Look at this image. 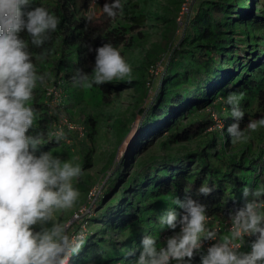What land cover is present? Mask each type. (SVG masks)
<instances>
[{
	"label": "trees",
	"instance_id": "16d2710c",
	"mask_svg": "<svg viewBox=\"0 0 264 264\" xmlns=\"http://www.w3.org/2000/svg\"><path fill=\"white\" fill-rule=\"evenodd\" d=\"M95 1L101 8L105 3V0H35L31 5L34 8L41 3L60 18V23L50 39L42 48L34 47L32 54L38 73L44 74L40 62L51 61L50 82L60 90L67 91V96L74 70L82 68L85 72L92 71L95 52L88 50L89 45L94 49L110 42L118 49L129 48L132 44L131 33L136 31L141 35L139 28L149 16L148 11L139 7L138 1L122 0L123 15L119 19H115L117 16L113 18L102 13L100 20L94 21L87 12ZM250 1L247 0L249 10L252 9ZM183 2L184 0H168L164 7L158 6L160 13L153 15L164 23V48L168 51V58L157 90L143 109L140 134L153 136L166 131V141L178 143L188 142L207 133L205 148H202L201 152L185 151L177 152L172 157H157L132 173L126 181L127 186L131 185L130 195L126 198L127 186H122L117 201L96 214L97 218H103L104 227L99 236L95 235L94 238L91 234L82 238L84 243L76 255L78 264H105L120 259L130 264V261L139 255L140 241L144 234L156 235L158 242L163 245V241H160L162 234L178 231L179 226L176 230L162 229L160 232L152 228L158 226L157 216L164 211L162 205L171 202L174 196L183 199L185 195H190L206 205L209 220H226L230 219L229 213H234L248 199L242 194L245 185L254 189L257 185L264 184V135L261 137L262 147L255 156H247L245 153L238 156L230 152L224 157L223 137L226 132L219 129L206 132L205 130L213 124L210 117H201L182 125L175 123V119L183 113L190 114L207 106L214 107L216 102L218 105L225 104L223 98L233 92L243 94L240 102L245 112L240 122L242 129H247L248 120L264 115V74L260 78H253L250 74L254 68L260 69L259 66L264 64V34L260 20H254L255 17L262 19L263 15L251 17V22L243 28L242 38L236 41H240L245 47V54L240 56L236 54L237 48L233 42L234 30L238 27V22L246 16L245 13L239 12L242 0L238 3L236 0H194L191 10L179 26L176 17L171 13L177 12ZM234 3H237V6ZM172 4L176 10L170 12ZM174 29L181 30L177 41L173 38ZM20 35L28 39L26 31H22ZM144 58L146 65H155L154 58H150L149 54L145 53ZM150 82V79L138 76L130 81L125 78L119 85L103 82L98 86L93 85L91 89H96L100 100L106 102L113 92H119L122 88H132L146 95ZM40 90L36 87L34 93ZM229 90L232 92H228ZM218 96H221L219 100ZM52 98L53 96H46V99H40L34 94L30 103L37 109L38 115L35 128H30L26 134L50 133L52 121L61 111V105L53 108L49 106L48 101ZM221 113V110L218 111L220 116ZM230 115L229 112V115L225 113L221 116L228 119V125L235 120ZM93 121L92 117L88 116L82 124H90V130H85L83 139L94 135ZM64 131L66 135L59 143L49 140L39 146V150H51L63 140L78 142V139H81L76 132H68L65 129ZM162 145H165V141ZM144 147L145 143L132 142L127 155H133L136 150ZM210 153L219 158L218 164L208 162L207 155ZM83 157L88 161V153ZM126 157L108 179L107 193L124 177ZM193 162L197 167L192 172L190 166ZM202 183H208L209 186L215 184V188L207 195L198 193L197 189ZM129 190L127 192H130ZM144 193L148 198L140 202ZM173 207L179 210L177 205ZM114 229L126 233L123 240H112ZM104 236L112 253L105 251L104 243H100L105 240ZM243 246L244 244L241 251L249 250L248 246ZM132 248L136 251L129 254L128 250ZM199 261V254L192 257V264H199Z\"/></svg>",
	"mask_w": 264,
	"mask_h": 264
},
{
	"label": "clouds",
	"instance_id": "9594fccd",
	"mask_svg": "<svg viewBox=\"0 0 264 264\" xmlns=\"http://www.w3.org/2000/svg\"><path fill=\"white\" fill-rule=\"evenodd\" d=\"M33 3L35 0H0V264H68L84 241L78 234H69L57 213L78 201L80 191L74 179L84 169L61 160L53 150H39L49 140L59 143L66 135L62 127L47 134H26L35 128L38 115L30 103L34 89L37 81L45 83L30 45L42 48L60 23L46 6L40 3L33 8ZM102 11L108 17L122 16L123 2L105 0ZM22 31L27 40L20 35ZM88 50L95 52L92 71L76 68L71 76L73 86L92 88L125 76L131 80L132 66L112 43L94 49L89 45ZM242 95L233 92L223 98L235 118L226 128L233 142L246 138L240 126L245 114L240 106ZM259 126H264V115L248 120L249 134ZM214 188L215 184L202 183L197 191L207 195ZM242 194L251 198L229 213L230 235L222 238L207 227L205 204L190 195L183 199L174 196L171 204L179 210L169 206L160 213L158 230L178 226L179 230L166 236L163 245L156 235L144 234L139 255L130 264H192L196 254L199 264H264V184L254 189L245 185ZM245 236L254 239L248 242L249 250L241 251ZM205 240L215 242L201 251ZM135 251L132 248L128 253Z\"/></svg>",
	"mask_w": 264,
	"mask_h": 264
},
{
	"label": "rangeland",
	"instance_id": "374dc122",
	"mask_svg": "<svg viewBox=\"0 0 264 264\" xmlns=\"http://www.w3.org/2000/svg\"><path fill=\"white\" fill-rule=\"evenodd\" d=\"M138 1L139 7L149 12V16L143 26L139 28L142 34L134 31L132 34L131 46L129 48L120 47L119 51L125 60L132 66L131 78L135 79L140 76L143 79H150L148 90L146 95H142L140 92L133 90L132 88H122L119 92H113L110 95L109 101H102L99 98L98 91L91 88L75 87L73 84L69 88V96L66 95L67 91L60 93V107L61 111L64 112L69 119L76 124H83L86 122L88 116H91L94 120L95 133L92 137H86L78 139V142H67L62 141L60 144L52 148L53 155L58 156L61 160H69L74 164H80L84 169L83 174L74 179V186L79 189L80 197L76 204L67 210H61L57 213V218L60 223L64 224L69 234H78L81 238L85 235L91 236V234L99 236L101 229L104 227L102 224L103 218H97L96 214L104 208L113 205L121 195V187L127 186V179L129 176L139 170L142 165L150 163L157 157L167 156L172 157L177 152H201L202 148H205L207 133L198 138L192 139L188 142L169 143L167 142L168 133L164 131L161 134L147 136V134H140V123L144 114L143 109L147 102L151 101L152 96L157 90V84L164 65L167 62L168 51L164 48V34L165 26L164 23L159 20L158 15L161 9L158 6H163L168 0H132ZM185 2L193 3L194 0H184ZM237 3L240 0H236ZM243 4L239 6V12L245 13L244 20L238 22V27L234 30V45L236 46V54L244 55L243 49L245 47L237 39L242 38L243 28L251 22V17L255 15H263V18L255 17L254 20H260L261 28L264 34V0H251L252 9H247V0H242ZM249 1V0H248ZM237 3H234L237 6ZM190 4V6H191ZM189 6V5H188ZM193 7V6H192ZM175 9V5L170 6V12ZM176 10V9H175ZM191 10V9H190ZM188 9V11H190ZM181 8L171 14L176 17L179 26L182 25V21L185 18V13ZM102 8L98 2L91 4L87 14L94 21L100 20L102 16ZM188 13V12H187ZM91 14V16H90ZM120 15H117L115 19H119ZM114 19V20H115ZM138 31V30H137ZM181 35L180 29H174V40L177 41ZM35 46L30 45V51ZM244 47V48H243ZM145 53L149 54L150 58H154L155 65L148 66L144 63ZM43 65L45 83L42 85L37 81V88L41 89L34 94L38 95L40 99H46L47 88L52 86L50 82V69L51 61L40 62ZM140 67H143L141 69ZM260 69L254 68L250 71L253 78H260L264 72H258L259 70L264 71V64L259 66ZM149 74H151L149 76ZM128 78L114 79L113 84L119 85L120 81ZM45 87H47L45 89ZM66 92V93H65ZM228 92H232L229 90ZM221 96H218L219 100ZM67 99V100H66ZM218 102L214 104V107L207 106L204 109L195 111L193 113H183L181 116L175 119V123L182 125L198 118H211L213 124H211L205 131H219L223 130L226 132L228 126V119L221 118L223 114L229 115L230 106L223 104L218 105ZM65 105V106H64ZM222 111L221 116L218 111ZM231 117V115H230ZM124 124V126H123ZM85 130H90V124H86ZM174 126H171L173 128ZM128 128V130H127ZM246 131V138L237 142H233L229 135L225 133L223 139V156H227L228 153H235L241 156L245 153L247 156H255L259 149L262 147L261 137L264 135V126H259L256 130ZM221 133V132H220ZM138 141V143H145L144 149H138L133 155H127L132 142ZM165 141V145L162 143ZM208 151V150H207ZM88 153V161L84 160L83 155ZM127 156V157H126ZM126 157V167L123 169L124 177L116 184V187L110 192L106 191V184L108 179L114 174V169L120 167V163ZM208 162L216 165L219 163V158L212 153L207 155ZM178 165V164H177ZM223 165V164H222ZM197 167L195 162L190 166V170ZM191 172V171H190ZM82 183V184H81ZM131 185L127 186L125 193L130 195L132 190H129ZM145 189V188H143ZM148 189V188H147ZM129 190L130 192H127ZM147 191V190H146ZM148 198L147 194L144 193L140 202L145 201ZM251 196L248 197L250 199ZM172 202V199L170 200ZM171 202H165L162 207L164 210L169 206L173 207L175 204ZM169 203V204H168ZM214 221H208L207 227L211 229ZM214 224V223H213ZM80 225V226H79ZM79 226V228H78ZM152 230H158V226L152 228ZM87 233V234H86ZM126 235L125 232H118L113 230L111 234L112 240L121 241ZM171 234H162L160 241H164V238ZM230 235V231H222L218 233V236ZM103 247L105 251L111 252V247L106 243L105 236L103 237ZM254 239L252 236H245V243L243 248L249 247V241ZM242 246V245H241ZM131 248V247H130ZM79 253V252H78ZM73 254L68 264H78L76 255ZM125 261V259H124ZM83 264H91L85 262ZM105 264H127L123 262V259L115 262H108Z\"/></svg>",
	"mask_w": 264,
	"mask_h": 264
},
{
	"label": "built area",
	"instance_id": "2783aa9c",
	"mask_svg": "<svg viewBox=\"0 0 264 264\" xmlns=\"http://www.w3.org/2000/svg\"><path fill=\"white\" fill-rule=\"evenodd\" d=\"M190 4L191 3H189V1H187V2L184 1L181 4L180 8H181V10L184 9L183 12L185 13V15H187V12H189L188 9L190 10V8H191ZM60 93H61V90L58 87L54 86V85H52L50 88H47V91H46L47 96H53V98L50 101H48L50 107L53 108V107H56L57 105H60V100H61ZM58 127H62L63 129H65L68 132H72V133L76 132L77 135H78V138H82L84 136V134H85L84 126L82 124H79V123L78 124L73 123L69 119V117L62 111H60V113L57 115L56 119H54L52 121L51 131L50 132L54 131ZM208 221H211V220H209V218H208ZM213 223H212V226L210 228L211 229H215L217 231V233H220L222 231H230V229H231V221H230V219L215 220ZM214 242L215 241L205 240L203 242L202 249L204 251H206L207 247L211 243H214ZM241 248H242V246H241Z\"/></svg>",
	"mask_w": 264,
	"mask_h": 264
}]
</instances>
